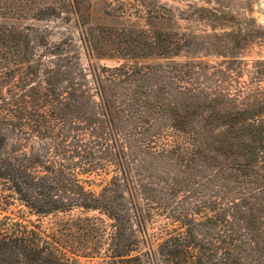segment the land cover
<instances>
[{
    "label": "rangeland",
    "instance_id": "374dc122",
    "mask_svg": "<svg viewBox=\"0 0 264 264\" xmlns=\"http://www.w3.org/2000/svg\"><path fill=\"white\" fill-rule=\"evenodd\" d=\"M61 3L62 0H0V120H10V108L19 117L24 91L38 87L43 80V63L51 66L50 61L57 62L63 74L55 89L69 91L72 88V95L84 92L90 100L81 111L84 115L78 117L84 120V129L77 133L86 142L100 136L106 144L105 151L96 156L99 159H94L101 166L81 175L90 181L87 189L100 193L114 178L122 183L96 94L98 77L104 81L107 70L119 66L161 67L152 80L156 85L152 90L159 100H180L186 87L195 88L197 92L199 142L202 143L199 148L203 152L197 158L199 166L195 164L196 168L190 171L185 167L190 157L185 151L188 149L185 135L170 129L162 117L150 119L151 129L145 131L147 125H144L138 131L127 125L132 119L126 118V114L116 113L123 125L117 131L120 139L121 136L128 138L127 128L132 130L127 141L131 147L136 143L134 139L151 138L147 154H139L144 159L129 166L130 189L126 192L123 189L125 199L134 201L139 210L141 232L136 233L144 264H161L159 244L177 228V231L183 230L177 221L167 217V210L188 214L196 222L204 223L203 230L208 231L207 238H210L213 220H206L212 219L215 213L203 209L204 202H220L219 210L230 208V202L239 192L229 193V189L235 187L240 188V196L247 200L253 198H249L248 193L264 200V157L260 159L264 154L257 156L253 170L241 172L239 166L230 167L229 154L222 156L217 154L220 149L215 152L204 145L208 137L214 144L213 139L227 131L225 126H218L220 120L227 122L238 112L251 118L247 122L264 129V0H65V6ZM154 31L164 34L165 41H174L167 54H158L161 49L149 52L129 45V35L138 32L149 35ZM56 45H61L62 50L53 52V56L45 51L46 47L51 51ZM132 89L137 91L134 100L138 104L155 99L147 95L149 89L145 83L137 87L135 83L121 85L115 93L119 99L126 100L127 90ZM128 98H133L131 91ZM209 115L213 118L211 129L204 126ZM0 131L6 132L9 144L21 138L14 128L1 122ZM30 144L29 141L26 145ZM179 146L181 150L171 152L173 157L160 153L162 149ZM204 155L214 158L212 167L203 165L201 157ZM236 161L241 163L242 158L236 155ZM142 182L154 189L152 195L161 198L163 207L155 204L153 197L146 199L149 194L145 196L140 192ZM175 187L182 191L169 194L170 188ZM229 211L221 217L226 225H233L235 219ZM76 215L78 211L37 216L16 201L0 203V218L37 227L41 233L54 234L65 244L72 239L61 226ZM87 215L99 216L96 212ZM105 222L108 225L111 221ZM135 222L134 228L138 229ZM66 252L83 264H97L103 260L100 257L104 251L95 257H84L82 250L73 245Z\"/></svg>",
    "mask_w": 264,
    "mask_h": 264
},
{
    "label": "trees",
    "instance_id": "16d2710c",
    "mask_svg": "<svg viewBox=\"0 0 264 264\" xmlns=\"http://www.w3.org/2000/svg\"><path fill=\"white\" fill-rule=\"evenodd\" d=\"M64 1L62 0L61 6H65ZM128 41L136 49L144 48L149 52L161 49L158 53L161 55L167 54L174 42L170 39L165 41V35L156 31L149 35L146 32L129 35ZM61 48V45H56L52 52L47 47L45 51L53 56V52L62 50ZM50 64L52 65L47 66L43 63L41 84L24 91L19 117L10 108V120H0L1 124L14 128L21 136L16 139L15 144H9L6 132L0 131V203L16 201L37 216H56L78 211V215L71 216L61 226L67 232L66 236H71L72 242H66L68 246L54 234L49 236L41 233L37 227L30 228L21 222L2 217L0 264H83L68 256L66 251H70L73 245L77 250H82L84 257L98 256L103 250V256L100 257L103 260L97 264H144L139 254L136 233L137 230L141 232L139 210L134 201L128 202L125 199L124 191L130 189V164L144 159L151 138L143 141L134 139L136 147H131L132 144L127 141L132 130L127 128L125 132L128 138L121 136L120 139L117 131L123 125L119 123L116 113L121 111L126 114V118L132 119L127 125L136 127L138 131L144 125H147L145 131L151 129L150 119L162 117L170 129L185 135L190 149L185 150L190 156L185 167L190 171L196 168L195 164L199 166L197 158L203 152L199 148L202 145L198 130V126L201 127L200 103L196 97V89L184 88L180 100H159L152 90L156 86L152 80L161 67L119 66L107 70L104 81L97 78L96 94L108 128L111 148L118 161L122 183L114 178L100 193H96L87 189L90 181L81 175L89 174L97 166H101L94 159H99L96 156L105 151V140L100 136L90 142L80 138L81 135L77 132L83 131L84 120L80 121L78 117L84 115L85 112L81 111L84 106L87 108L90 100L84 92L81 95H72V88L69 91L55 89L54 86L62 79L60 76L63 72L57 67V62L50 61ZM133 83L135 87L145 83L149 89L147 95L155 99L138 104L134 100L137 91L133 89L130 90L133 93L132 99L128 98L129 90L128 100L119 99L115 89ZM250 119L245 117L244 112L234 114L227 122L222 119L217 124L219 127L225 126L227 131L221 132L219 138H214V144L211 137L204 142L206 148H213L215 152L220 149L217 154H229L230 167L235 169V166H239L241 172L246 169L253 170L257 156L264 154V129L261 125L247 122ZM212 120L209 115L204 124L205 128H212ZM29 141L31 144L27 146ZM179 150L180 146L177 149H162L160 153L171 156V152ZM236 155L242 158L241 163L236 161ZM127 157L130 158V163ZM201 158L205 166L212 167L215 163L213 157L204 155ZM239 189H229V193L239 192L230 202V208L219 210L217 205L220 202H204L206 206L203 209L215 213L214 219L206 220H213L210 238H207L208 231L203 230L204 223L196 222L188 214H176L167 210V217L177 221L181 226L179 228L183 230L177 231V228L159 244L158 256L161 264H264V200H258L255 197L257 195L250 196V193L247 196L253 198L247 200L240 196L242 191ZM139 190L145 196L149 194L146 199L153 197L151 200L163 207L161 198L156 199L152 195L154 189L149 184L142 182ZM170 190L169 194L172 195L182 191L179 187ZM229 209L235 219L233 225H226V220L221 217ZM91 212H96L99 216H88ZM100 216H104V219ZM105 220L111 221L110 224L107 225ZM134 222L138 229L134 228Z\"/></svg>",
    "mask_w": 264,
    "mask_h": 264
}]
</instances>
